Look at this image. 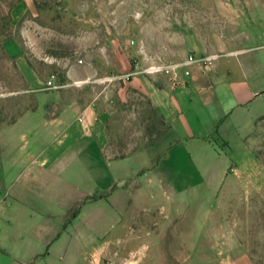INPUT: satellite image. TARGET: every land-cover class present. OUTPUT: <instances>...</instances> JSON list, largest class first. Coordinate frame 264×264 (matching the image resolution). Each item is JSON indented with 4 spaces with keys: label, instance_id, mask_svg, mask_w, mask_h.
<instances>
[{
    "label": "crops",
    "instance_id": "0c3cea01",
    "mask_svg": "<svg viewBox=\"0 0 264 264\" xmlns=\"http://www.w3.org/2000/svg\"><path fill=\"white\" fill-rule=\"evenodd\" d=\"M259 2H203L216 45L202 37L192 55L220 57L176 82L131 75L158 62L116 35L104 37L105 56H50L40 72L12 45L27 88L40 94L1 137L0 264H256L218 201L232 178L251 194L264 187ZM148 114L168 127L152 142Z\"/></svg>",
    "mask_w": 264,
    "mask_h": 264
},
{
    "label": "rangeland",
    "instance_id": "374dc122",
    "mask_svg": "<svg viewBox=\"0 0 264 264\" xmlns=\"http://www.w3.org/2000/svg\"><path fill=\"white\" fill-rule=\"evenodd\" d=\"M212 1L216 0H0V170L2 135L36 108L40 94L27 88L10 54L13 46L40 72L42 59L50 56H68L78 63L79 59L93 61L96 53L105 56L104 37L116 35L131 51L139 50L147 63L164 65L197 53L194 47L202 43V37L213 49L216 43L207 39L212 26L200 10L203 2ZM232 1L264 4V0ZM95 36L104 41L96 42ZM213 55L220 57V53ZM150 117L159 127L157 117ZM258 124L255 155L264 164V118ZM218 203L220 216L231 222L255 263L264 264V187L251 194L241 180L232 178L221 188Z\"/></svg>",
    "mask_w": 264,
    "mask_h": 264
},
{
    "label": "built area",
    "instance_id": "2783aa9c",
    "mask_svg": "<svg viewBox=\"0 0 264 264\" xmlns=\"http://www.w3.org/2000/svg\"><path fill=\"white\" fill-rule=\"evenodd\" d=\"M218 59V56L216 55H209L204 56L201 58H197L193 55L189 56L185 61L182 63H171L168 65H160V64H152L145 67L137 66L139 69L135 70L131 75H140V74H146V75H168L170 76L173 81H178L180 71L183 70L184 74L186 76L190 75V68L193 66H198L202 68H210L213 66L214 62ZM79 63H82V61H79ZM138 64V63H137ZM47 87L49 88H55V84L53 80H49L47 82ZM110 264V263H106Z\"/></svg>",
    "mask_w": 264,
    "mask_h": 264
},
{
    "label": "trees",
    "instance_id": "16d2710c",
    "mask_svg": "<svg viewBox=\"0 0 264 264\" xmlns=\"http://www.w3.org/2000/svg\"><path fill=\"white\" fill-rule=\"evenodd\" d=\"M159 127L155 126L153 127L151 134L149 135V141L152 142L156 139H158L161 135L164 134V132L168 129L167 125L164 123V121H158ZM152 134H156L155 137H152ZM93 199L96 198V196L92 197ZM81 205H77L75 208H73L70 213L68 214L66 218V223L69 224L72 220H74L78 214L80 213Z\"/></svg>",
    "mask_w": 264,
    "mask_h": 264
}]
</instances>
